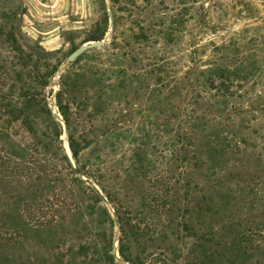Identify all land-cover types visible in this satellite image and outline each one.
<instances>
[{
    "label": "rangeland",
    "instance_id": "374dc122",
    "mask_svg": "<svg viewBox=\"0 0 264 264\" xmlns=\"http://www.w3.org/2000/svg\"><path fill=\"white\" fill-rule=\"evenodd\" d=\"M58 129L79 172L0 185V264H264V0H0V143Z\"/></svg>",
    "mask_w": 264,
    "mask_h": 264
},
{
    "label": "trees",
    "instance_id": "16d2710c",
    "mask_svg": "<svg viewBox=\"0 0 264 264\" xmlns=\"http://www.w3.org/2000/svg\"><path fill=\"white\" fill-rule=\"evenodd\" d=\"M33 99L34 97H31V100ZM59 106L70 128V116H68L65 109L66 106L62 100H59ZM70 133V146L73 156L77 160L80 154L79 144L76 143L75 133L73 131ZM44 136L47 138L46 140L41 139L38 133L34 131L32 137L34 141L33 143L31 142L26 145L20 144L18 145V149L16 148L12 151L7 150L5 145L0 143V185L11 184L13 180H18L21 183L32 186L39 182L42 178H49L51 176L57 180L72 181V179L69 177L72 175L73 171H79L73 166L69 155L65 152L63 142L60 138L61 135L59 129L55 133L56 138H53L48 134H45ZM55 139L56 142L60 143V146L58 147L60 155L58 154L56 157L57 161L54 162L46 158L47 152L42 150L48 149L49 144L53 143ZM10 155L17 156L19 160L17 161L12 159ZM89 188L96 197L100 198V201H104L91 185ZM27 189H30V187ZM65 191L66 192L62 191L60 194L54 193L53 200H47L46 203H26L24 208V223L21 224L19 222L20 220H18L16 217V219L14 218L13 220H10L11 222H15V224L14 222L12 223L13 226L15 225L16 230L19 229L18 232L21 235H23V231L27 233L38 228H41L45 234H54V232L57 230V225H55V223L58 221L57 217L62 215L66 219V209H71L72 206H76V203L72 200L70 195L73 193L68 192V190ZM118 216L120 218V215ZM120 221L121 227L124 229L122 220L120 219ZM12 238V233L6 231L5 226H0V243L7 244ZM122 241L123 240H121V243ZM120 251L121 254L124 255L123 244L120 246Z\"/></svg>",
    "mask_w": 264,
    "mask_h": 264
},
{
    "label": "water",
    "instance_id": "95a60500",
    "mask_svg": "<svg viewBox=\"0 0 264 264\" xmlns=\"http://www.w3.org/2000/svg\"><path fill=\"white\" fill-rule=\"evenodd\" d=\"M101 43L103 42H87L85 44H83L82 46H80L75 52H73L70 56H69V60L73 61L79 54H81L82 52L93 48V47H97L99 46ZM89 183L91 184V186L97 191V193L101 196V198L105 201L108 202V198L105 196V194L103 193V191L101 190V188L92 180L89 181Z\"/></svg>",
    "mask_w": 264,
    "mask_h": 264
}]
</instances>
